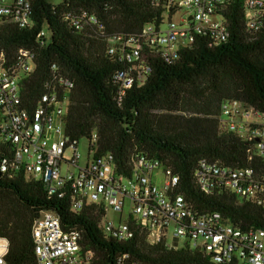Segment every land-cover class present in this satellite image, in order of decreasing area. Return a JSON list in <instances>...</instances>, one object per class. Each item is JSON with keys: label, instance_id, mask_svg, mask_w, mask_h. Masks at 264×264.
<instances>
[{"label": "built area", "instance_id": "2783aa9c", "mask_svg": "<svg viewBox=\"0 0 264 264\" xmlns=\"http://www.w3.org/2000/svg\"><path fill=\"white\" fill-rule=\"evenodd\" d=\"M230 1L153 0L165 10L162 23L146 25L132 35H107L104 24L84 10L68 11L64 18L78 32L92 29L106 38L107 55L123 67L113 76L115 101L121 105L129 91L146 84L155 60L174 63L199 36L215 45L226 42L229 26L223 13ZM243 14L250 36L264 30V0H243ZM165 16L169 18L166 26ZM175 16L180 17L177 22ZM33 17L31 0H0V21L31 29ZM49 42L50 33L44 28L37 35V47L44 49ZM36 66L37 53L32 49L20 48L13 57L0 49V174L12 180L23 174L42 182L51 196H69L75 214L101 206L107 215L113 211L119 220L106 215L101 227L119 243L142 232L151 245L193 250L209 257L212 264H264V229L234 225L219 212L199 213L178 194L179 177L159 160L138 155L131 171L123 173L114 155H97L95 132L88 139L89 154L83 161L80 140H73L66 130L75 83L54 64L46 92L32 105L25 98V83ZM219 125L243 142L255 143L248 150L249 166L231 168L201 160L194 174L198 189L206 196L228 193L264 210V113L240 101H227ZM32 239L38 264L95 262V252L82 245L81 232L65 231L55 211L41 213ZM180 239L185 245L175 246L173 242ZM9 251L10 242L0 237V264H8ZM120 263L145 264L128 255Z\"/></svg>", "mask_w": 264, "mask_h": 264}, {"label": "trees", "instance_id": "16d2710c", "mask_svg": "<svg viewBox=\"0 0 264 264\" xmlns=\"http://www.w3.org/2000/svg\"><path fill=\"white\" fill-rule=\"evenodd\" d=\"M31 1V29L0 21V49L10 57L20 48L37 53L36 70L25 83L29 103L35 105L46 92L56 64L75 83L66 128L73 140L90 139L96 132L97 155H114L123 173L131 171L138 155L159 160L179 177L178 194L199 213L219 212L234 225L264 229L262 208L228 193L206 196L194 177L204 159L231 168L249 166L248 150L255 143L220 128L225 102L240 101L264 113V30L254 36L247 33L243 0H231L223 13L229 26L226 42L215 45L199 36L174 63L155 60L146 84L129 91L121 105L115 101L113 76L123 67L107 55L106 38L92 29H72L64 15L84 10L104 24L107 35H132L146 25L161 24L165 10L153 0H63L59 6ZM44 28L50 42L39 49L36 38ZM44 211L57 212L65 231L81 232L82 245L96 254L94 264H122L125 255L145 264H212L193 250L151 245L142 232L119 243L102 230L107 215L102 206L75 214L69 196H51L42 182L23 174L13 180L0 174V237L10 242L8 264H38L32 228Z\"/></svg>", "mask_w": 264, "mask_h": 264}, {"label": "rangeland", "instance_id": "374dc122", "mask_svg": "<svg viewBox=\"0 0 264 264\" xmlns=\"http://www.w3.org/2000/svg\"><path fill=\"white\" fill-rule=\"evenodd\" d=\"M48 2L53 6H59L62 4L63 0H48ZM179 18H180L179 16H175L173 18V21L177 22L179 20ZM168 22H169V18H168V16H165V26H166V23H168ZM165 26H164V28H165ZM79 151H80L81 155L83 156V161H86L87 156L89 154V141H88V139L85 138V139L80 140ZM69 155L70 154L68 153L67 156H69ZM107 216H108V219H110V220H114V221L119 220V216H117L113 211H109ZM173 243L177 247H183L185 245V241L181 240V239L175 240Z\"/></svg>", "mask_w": 264, "mask_h": 264}]
</instances>
